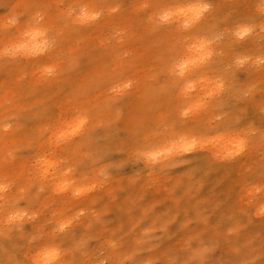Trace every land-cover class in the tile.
Returning a JSON list of instances; mask_svg holds the SVG:
<instances>
[{"label":"bare ground","instance_id":"1","mask_svg":"<svg viewBox=\"0 0 264 264\" xmlns=\"http://www.w3.org/2000/svg\"><path fill=\"white\" fill-rule=\"evenodd\" d=\"M18 1L20 3L17 2V4H15V5L16 6L22 5L21 7H23V8H21L20 10L24 9L23 10L24 12H21V11L20 12L24 13L23 14L24 17L31 14L34 9H39V10L44 9L43 22L40 23V26L42 28L52 30L53 34H55L57 36V45L55 46V48H49L47 51L36 52L33 50V46L34 45H42L45 38L51 39V37H38L36 39H33L31 36L26 35V33L30 30L27 27V24H28L27 21H20L18 25H16L17 24V22H16V24H15L16 26L15 25L13 26L11 23L13 18H10V21H6V19L9 18V16L8 17L4 16L5 19L1 18V21H0V68L5 69V71H6L7 69L3 68V67H5L6 65H11V66L13 65L14 67L13 68L11 67L12 70L10 69V67H9V69L11 71H14V72L10 73V71L8 70L10 74H8V71H6L7 73H5V75H4L5 77L3 79H1V77H0V184L3 185L4 178H7V181H8V184L5 185L6 186L5 190L0 191V264H25V262H31V264H35V261L38 257V253H39L40 249L47 246V245L57 246V247L62 249L64 255H62L60 258V264H73V262H75V264H97V262L99 261V260L97 261V259H96L97 262H95V260H92V259L90 260V258L85 259V257H87V256L83 254V252L81 251L82 249L80 250L81 246L78 247L79 243L76 244V242H78V241H75V239H76L75 237L77 234H75L73 232V231L77 230V232L79 233L78 230L81 229L83 231L84 229H86L87 221L89 219H91V216L85 218L84 221H82L83 219L80 220L79 217H76L77 215H74V214L71 215V214H65L64 213V215H63L62 213H60V209L65 208V210H69L70 208L71 209L76 208L77 210H75V211L80 212L81 210H83L87 213V214L84 213L86 215L94 214L93 212L99 211L100 208H103L108 202L112 201L113 191L112 192H110V191L101 192L99 190H92L93 188H95L94 185L86 186L85 184L82 183V179H80V178H83V177L85 178V175H86L85 173L87 171L89 173V171H92L94 168L87 167L86 165H83L81 162H79L78 163L79 165L77 164V167H79V169L81 171L78 174L71 173L68 169L69 167L62 165V163L60 162L61 161V157H60L61 155L59 156L58 152H61L63 154L62 150L61 151L56 150L57 151L56 155L58 158L56 156L53 157L54 155L51 154L49 151H53L56 149V147H58L60 149L65 150L64 152H67L68 155L70 153L76 154L80 157H82L84 155V154H81V152H79V151H81V149L84 146L88 145L90 142H93V139H92L93 137H91V136L88 137V135H87L88 129L84 128L81 133L77 134L73 138V135L70 131L69 126L73 125L74 122L80 118L78 115H74V113H78L80 111H86L90 115V117L94 118L93 121L108 115L109 112L107 111V108L104 107V105H98L95 107L94 106H88L90 108H87L86 107L87 106L86 100H85L87 98L86 95H88V96L91 95V97H94V95L96 96V94H97V96H99L97 93L99 90L97 91V88H99L98 87L99 82L103 78H107L109 80V82L107 83L108 84L107 86H109V84H111V86H110V88H111V87H113L112 82L115 81V84H116L118 82V81H116V79L119 78L121 75H123V73L125 74L126 73L125 71H129V73L127 72L128 74L133 72L132 77H131V74L129 77L131 79H129L127 76L125 77V75H128L126 73L124 75L123 79L121 81L119 80L120 81L119 83L127 84V82H129V80H131L132 82H134V86L136 85L135 83H137L136 86H138V85L139 86H141V85L146 86V88L144 89L145 90L144 94H143L145 96V99L143 102H141V105L137 111L138 113L137 112H136L137 114L134 113L135 115L132 116V119H130L128 124L130 123L129 125L131 126V131H132V136L130 138L133 140V142H135L134 146L132 145V147H134V154L139 158L138 160H140L141 166L145 171L144 174L147 175L148 178L150 177L149 176L150 174L154 173L156 170H158L164 164L149 163V161L146 158L141 157L140 155H138V153L142 152L144 149H149V150L157 149V150H159V149H162L165 145L171 143V141L166 138L168 135H170L169 133L165 132L164 134H161V135L159 134V136L154 137L155 133L153 131H151V128L154 127L155 125H160L161 120H158L159 122L156 121V119L154 118L156 116L154 115V117H153V114H150L149 111H144V108H143V106L146 104L148 105L149 102L152 103L150 105H154V101H155L154 98L155 97H152V93H153V91L156 90L155 84L160 83V82L162 84L160 86H165V85L171 86V87H166V88L163 87V90L168 89V88H170V89L175 88L176 89L175 91L181 90V91H183L184 94L180 98V101H178L176 103L173 101L172 96H170L172 99V101H170V102L166 99L167 102H163L161 100L160 103H157V106L162 108L160 113L157 112L158 113L157 115H161V117L162 116L165 117V115L170 110V109H166V108H168V106L171 108H174L176 106V108L172 109V110L179 112V114L182 115V118L184 117V111L186 109H189L190 112H191V110H193V112L195 111V113H192V114H194L193 116L188 111L191 117L187 115L188 117L186 116L187 118L185 117L184 118L185 120L178 123L179 128L177 129V131H180L183 134L189 135L190 138H194L197 141V146L192 148L191 151L179 153L178 155L181 158L180 159H172L169 161V163H172L175 161H180L183 158H186L189 153H192L193 155H191V158H190L191 162H193V161L196 162L195 164H197L198 166L204 165V166L211 167L210 165L213 163H212V158H210V157L212 156L213 160H214V158H215L214 156H216V154H217L218 157H220V158L217 157L219 163H217V164L214 163V164H216V166H212V167L213 168L217 167L218 169H220L222 174L224 173V177H226V174L228 176L230 171L233 172L237 169V172H238V169L241 168L243 166V163L247 162L248 160H250V161H252V159L256 160L257 156L254 153H258V150H259L258 147H257L258 150H255L257 143L264 141V40L262 41L260 38H258L259 34L258 33H256L258 35L255 34V29L258 27L264 28V0H249L250 6H248L247 10H245L244 12H240V11H238L239 9H236L237 5L235 4V2H230L229 0H217V3L215 5H212L211 8L209 10H207L198 21L193 20V15L191 12V6L192 5H200V4H209L206 0H175V2L169 4L164 9V11H162V13H159V14L156 13V11H151L152 9L157 8V4L159 1L151 4L152 6L150 5V7L148 8L147 11L143 10L139 6L135 8L133 6V3H130L129 4V7H130L129 13L131 14L130 18H125V16H127V15L124 14V11L118 12L117 14L113 13L112 9L110 10V6L107 5V0H85L86 2L84 4H91L92 5V4L97 3L100 7L104 8L106 10L103 12L104 13L103 16H100L99 18L95 17L92 20H85V21L79 20L78 16H76L72 19L69 15V11L64 7V5L62 7H60L58 5L59 2H64V1L71 2L72 0H18ZM237 1H240V0H237ZM1 4H3V1ZM9 4H11V3L8 2L7 5H9ZM1 6H3V5H1ZM12 6L10 8H13ZM243 9L244 8H242L241 11ZM9 10H11V9H9ZM90 10L91 11H89V12L93 11L92 9H90ZM140 10H141V14L137 16L136 11H140ZM10 12L11 11H9V13ZM165 12L170 13V16H169V19L164 20V22H162L160 17ZM3 15H2V17H3ZM10 17H11V15H10ZM2 19H4V20H2ZM36 23H38V22H35L34 24H36ZM239 25L250 26L252 30L245 37H243V38L238 37L235 35V30H236L237 26H239ZM26 27H27V29H26ZM113 27L116 28V30H114ZM180 27H184V29L180 30ZM114 32H116V33H114ZM118 33H120V34H118ZM75 39H79L80 41H82L83 42L82 46H80L79 48L76 46H73V42H75ZM262 39H263V37H262ZM209 40L212 42L211 48L210 49L205 48L204 50H201V47H200L201 43H203L205 41H209ZM18 45H25V47H19L18 48L17 47ZM207 51L213 52V58L211 59V61H209L208 66H205V65L200 63V60H201V57H203ZM126 53L129 55V57L126 58V60H124L122 55L126 54ZM49 57H51V58L49 60H47L48 63L46 62V64L39 65L40 62L44 63V61L46 59H48ZM74 58L76 60H78V59L79 60H81V59L87 60L89 62V65H88L89 69L87 68L88 70L85 69L86 71H83V70H81L82 69L81 68L80 69L81 71L74 72V71H76L75 66H74V63H76V60L73 61ZM177 59H179L180 62H187V64H188V67L186 68L184 75H181L178 70L177 71L173 70L175 67V64L177 63ZM49 64H51L50 65L51 67H55L56 69H58V71L54 72L51 76H46V75L40 74L39 77H31V72H33L34 69L36 68L35 67L34 69H32L33 71H31L30 69L33 68V66L39 65L38 66L39 68L37 67V69L41 70ZM81 66L85 67L86 65L83 66V64H79V66H77V68L78 67L80 68ZM240 67L243 68L245 71L244 81L241 83H238V84H234V85L229 84L230 81H229V78L227 77V74H231V72H229L230 70H233V69L235 70L236 68H240ZM28 70H30L29 76H27V78L23 79L21 77V75L22 76L28 75ZM38 70H37V72H38ZM40 72L41 71H39V73ZM6 74H8V75H6ZM133 75H134V77H133ZM231 78H232V76H231ZM235 78H236V76H235ZM226 80L228 81V83H227L228 85L226 84V82H227ZM119 83L116 84V87L119 85ZM221 83H223L225 85V90H224L223 95H217V96L213 97L212 93H218L220 91L219 85ZM230 83H233V82H230ZM115 84H113V85H115ZM193 85L199 86L200 89L202 88V91H201L202 93L200 94L198 91H196L197 89L195 90V88H194V90L196 91L195 93H192L191 91L188 92V90H189L188 88L193 86ZM52 86L53 87L56 86L58 88L57 92H53V93L50 92V90H51L50 88ZM60 86H63V87L61 89H59ZM105 87H103L101 89H104ZM138 87H135V88L133 87V89H136V91H138ZM253 89H254L253 94L249 95L250 101H251L250 104L251 105L254 104L255 105L254 107H256V109H251L253 112V120L251 119L252 120L251 122H247L244 120L243 111L236 110L234 108V105L239 103V102L245 101V99L243 100V98L245 97V96L243 97V94L248 92L249 90H253ZM52 90H54V89H52ZM107 90L109 91V87ZM90 91H91V93H90ZM104 91H105V89H104ZM104 91H103V93H104ZM132 91H130V92H132ZM141 91H139V92H141ZM139 92H136L135 94L137 95ZM99 94H100V92H99ZM165 94H166V92L164 91L163 95H165ZM172 94H173V92H172ZM37 96H38V98H41V100H43V99L45 100L44 104L42 106H45L46 108H47V101H48L47 96H50L51 101L49 103V105H50L49 117L45 116L46 108L42 110V108L37 103L34 102V98ZM97 96L95 98H98ZM129 96H131V95H128V97ZM55 98L60 99V100L55 101ZM95 98H89V99L92 100ZM129 98H127V99H129ZM159 98L162 99L161 97H159ZM176 98H178V97H176ZM246 98L249 99L248 97H246ZM123 99H124V97H123ZM69 100L72 101V104L71 103L67 104V102H69ZM39 101L37 100L36 102H39ZM206 101H207V103H206ZM65 103L67 105H65ZM119 103H122V102H119ZM170 103H173V104L170 105ZM126 104H127V101H126ZM198 105H203V107L198 109L197 108ZM68 106H70V107H68ZM126 106H128V105H126ZM132 107H134V106H132ZM132 107H131V109H132ZM213 108L215 110H217L215 112H219V114L222 115V118L218 121H214V120H216L215 119L216 115L214 113ZM120 109H121V107H120ZM125 109H126V107H125ZM255 110H257V112H255ZM47 111H48V109H47ZM127 111H128V109H127ZM111 113H112V111H111ZM122 113H124V110ZM167 117H169V116H167ZM178 117H179V115H178ZM122 118L123 117L120 118L121 121H122ZM216 118H217V116H216ZM186 119H188V120H186ZM96 123H98V121ZM111 124H113V123H111ZM121 124L123 127V123H121ZM175 124H177V123H175ZM108 126L110 127V125H108ZM58 128H60V129H58ZM161 128H162V126H160V129H158V131H161ZM56 129H58V130H56ZM123 130H122V132H123ZM89 131L88 132L90 135H94V133L92 132L93 130L92 131L89 130ZM139 131L141 134L140 140L135 139V137H138L137 133ZM57 132L68 133V137L72 138V142L70 144H63V145L58 146L56 143H54V140H53V138H54L53 136L57 135L58 134ZM125 132H126V130H125ZM252 132L254 134H252ZM240 133L246 134V139L248 141L247 148L245 151H243L242 153H240L236 156H230L229 153L234 151V142L240 138ZM98 134H100V133H98ZM146 134H148V135L146 136ZM124 135L123 136L126 138L127 137L126 134H124ZM118 136H121V135H118ZM123 136H121V137L123 138ZM131 139H130V144L132 141ZM128 140L129 139L127 138V141ZM120 141H121V139H120ZM211 142H214L215 144H213V143L210 144ZM126 143H128V142H126ZM11 146H14L17 150L14 149L15 151H13V148H10ZM124 146H125V144H124ZM122 147H123V145H122ZM128 147L126 148V150L128 149ZM23 149H25L27 151V154L25 153L26 154L25 156L20 154L21 150H23ZM123 149H124V147H123ZM111 150H113V149H111ZM126 150L124 152H126ZM47 152H49V153H47ZM131 152H133V151H131ZM131 152L128 153V155H131ZM263 152H264V150H263ZM54 153H55V151H54ZM12 154L15 155L14 158H12V156H10ZM260 156L261 155L258 156L259 160H257L256 163H254L255 164L254 171H251L249 173L246 172L247 174H250V175L238 174L237 179H235L236 177H234L235 180L231 178L232 182L226 183V184H230L229 187L231 188V190H233L234 193H235V191H237V188L241 189L242 187H244L245 184L252 177H254L256 175V173L258 175H261L262 172H264V155L262 154L261 158H260ZM59 157H60V160H59ZM189 157H190V155H189ZM44 160H47L50 162H55L57 165H62V166H57L55 168H52L51 171L47 174V176H45V173H44L45 165L43 163ZM133 161H134V159H133ZM214 161H217V160H214ZM179 164H181V163H179ZM192 164H194V163H192ZM185 165H187V164H185ZM141 166H140V168H141ZM249 166H251V164ZM244 167L242 169H244ZM208 169H210V168H208ZM198 170H201V169H198ZM248 170H252V169H248ZM210 171H211V169H210ZM158 172H160V171H158ZM201 173H202V171H200L199 174H201ZM215 173L216 172H214V174ZM93 175H95V174H93ZM138 175H140V174H138ZM142 175H143V172H142ZM145 175H143V176H145ZM156 175H158V174H156ZM201 175H203V174H201ZM206 175L208 176V174H206ZM143 176H142V178H143ZM220 176H222V175H220ZM220 176L218 174V177H220ZM151 177L154 178V176H151ZM151 177H150V179H151ZM157 177L159 178V176H157ZM162 177H164V176H162ZM182 178H183L182 180L184 182L185 177H182ZM195 178H196V176H195ZM137 179H139V178H137ZM155 179H156V177L154 178V181H155ZM173 179H174V177H172L171 180H173ZM191 179H193V178H191ZM205 179H204V182H205ZM242 179H245L246 181H242ZM65 181L67 182V185H68L67 187H64ZM135 181L138 182V180H136V179H135ZM144 181L146 182V180H144ZM144 181H142V183ZM160 181H162V180H160ZM167 181H169V180H166V182ZM210 181H211V179H210ZM229 181H231V180H229ZM139 182L140 183H138V184L141 185V181H139ZM146 183H148V182H146ZM150 183H152V182L150 181ZM160 183H161V188H162L161 193H164L167 190L168 185L170 183L166 184L165 181L164 182L162 181ZM194 184H195V182H194ZM95 185H96V183H95ZM134 185H133V187H136V185L135 186ZM147 185H146V187H144V190L148 189ZM210 185H211V183H210ZM107 187H109V186H107ZM141 187H143V185ZM156 187H158V186L155 185V188ZM176 187H175V189H176ZM179 187H181V185H179ZM183 187H184V184H183L182 188ZM97 188H100V187H97ZM130 189H131V187H130ZM152 189H154V186ZM218 189L217 190L220 192L223 190V189L220 190V188H218ZM78 190H79V194H77ZM116 190H118V189H116ZM199 190H201V189H199ZM206 190L209 191L208 189H206ZM133 191L138 192V190L137 191L133 190ZM114 192H115V190H114ZM222 192H224V191H222ZM174 193H176V192L174 191ZM198 193H196V195ZM209 193L210 192L207 193L208 197H209ZM228 193L229 192H227V195H229ZM224 194H225V192H224ZM143 195H145V194H143ZM213 195H214V193H213ZM205 196H206V194H205ZM149 197L151 198L150 194H149ZM211 197H212V195H211ZM211 197H209V198H211ZM214 197H217V196L214 195ZM119 199L120 198L118 197V201H119ZM154 199H155V197H154ZM211 199H213V198H211ZM226 199H221V200H226ZM259 199H260V196H259ZM181 200L183 201V199H181ZM191 200H193V199H191ZM49 201H52V203L53 202L56 203L57 206L55 205L56 207L55 208L53 207V209H51L52 205H50L51 202H49ZM163 201L165 202V200H163ZM168 201H170V200H168ZM120 202H119V204H121ZM125 202L127 203V201H125ZM206 202L204 201V203H206ZM112 203L115 204V202H113V201H112ZM112 203H111V208H114V207H112L113 206ZM160 203H162V202H160ZM168 203H170V202H168ZM209 203H212V202L209 201ZM48 204L51 207H48L47 206ZM208 204H206V205H208ZM220 204H218V205H220ZM223 204L225 205V203H223ZM230 204H232V203H230ZM257 204H258V201L255 202L256 208H257ZM13 205H18V207H13ZM183 205H184V203H183ZM209 205H211V204H209ZM209 205H208V211H209ZM232 205H230V206L232 207ZM136 206H139V205H136ZM214 206H215V204H214ZM236 206H237V204H236ZM47 207L49 209V214H47L48 213V209H47V213H42V214L38 213L34 216V214L37 213L39 210L40 211L45 210ZM219 207L220 206H218V208ZM231 207L229 208V210L231 209ZM237 207H235V208L237 209ZM111 208H108V209H111ZM215 208H217V207H215ZM240 208H241V206H240ZM242 208H244V207L242 206ZM74 209H72V210H74ZM189 209L190 208H188V210ZM244 209H242V210L244 211ZM229 210H228V213H229ZM237 210H235V211L237 212ZM256 210H259V209L257 208ZM75 211H73V212H75ZM121 211L122 210H119L116 212L118 213ZM215 211L216 210H214V212H213L214 214H215ZM112 212H113V210H112ZM139 212H140V210H139ZM191 212H192V210H191ZM220 212L223 213V211L219 210V213ZM14 213H21V215H19L12 223H9L8 217ZM75 213L77 214V212H75ZM117 213H116V215H117ZM122 213L125 214L124 212H122ZM122 213H120V214H122ZM178 213H179V211H178ZM208 213H210V212H208ZM246 213H248V212H246ZM246 213H243V214L246 215ZM137 214H135V215H137ZM225 214H223V215H225ZM54 215H56V216H54ZM113 215H115V214H113ZM82 216H84V215L82 214ZM182 216H184V215H182ZM234 216H236V215H234ZM34 217H35V219H33ZM101 217H102V214H101ZM189 217H191V216H189ZM239 217L240 216H238V218ZM93 218H95V217H93ZM103 218L107 219V217H103ZM111 218L113 219V217H111ZM114 218H115V216H114ZM117 218H118V216H117ZM152 218H153V216H152ZM221 218L222 217H220V221L224 217L222 219ZM240 218H242V217H240ZM178 219L179 218H177V220ZM224 219H226V218H224ZM126 220H127V218H126ZM142 220L144 222V219H142ZM215 220H216V217H215ZM116 221H117V219H116ZM120 221H123V220H120ZM222 221L223 222L227 221V219L222 220ZM95 222H97V221H95ZM242 222H246V219H245V221H242ZM250 222H251V220H250ZM260 222H262V223H260ZM260 222H259V224L264 225V218ZM61 223H65L67 225V227L70 226L72 228V230L70 229L71 231H66L67 230L66 229L64 231H59L58 226ZM149 223H150V221H149ZM184 223H186V222H184ZM213 223H214V221H213ZM24 224H27V225H24ZM111 224H114V223H111ZM122 224H123V222H122ZM231 224H233V223H231ZM246 224H249V221H248V223L246 222ZM116 225H117V223L115 224V226ZM128 225H129V223H128ZM165 225H167V223ZM194 225H195V223H194ZM201 225H204V224H201ZM91 226H92V224H91ZM93 226H94V223H93ZM95 226H96V223H95ZM142 226H140V228ZM205 226H206V223H205ZM208 226L205 228L207 229ZM218 226H220V224ZM232 226H234V225H232ZM129 227H130V225H129ZM135 227H138V226H135ZM135 227H133V229ZM215 227H213L212 229L216 230ZM260 227H263V226L260 225ZM89 228L90 227H88L87 229H89ZM140 228L138 227V229H140ZM146 228H147V226H145V229ZM258 228H259V226H258ZM91 229H92V227H91ZM209 229L210 228H208V230ZM212 229H211V232H212ZM176 230H177V228H176ZM182 230L183 229H180V232H182ZM208 230H206V231H208ZM88 231H91V230H88ZM96 231L99 232V230H96ZM102 231H101V233H102ZM174 231H175V229H174ZM206 231H204V232H206ZM219 231L221 232V230H219ZM257 231H258V229H257ZM93 232H94V230L92 231V233ZM175 232H177V231H175ZM185 232H189V231H185ZM220 232L219 233L217 232V233L220 234ZM99 233H97V234H99ZM169 233H170V231H169ZM245 233H246V231H245ZM103 234H104L103 236H101V234H100L101 243L108 245L109 246L108 249L111 251L112 249H114V247H113L114 243L112 242V241H114V240H112V238H114V236L113 237L111 236L113 233H108V234L103 233ZM174 234L176 235L177 233H174ZM179 234H178V236H179ZM213 234H211V236ZM41 235L44 237V239L39 245H37V243L34 241V237H39ZM79 235L80 234H78V236ZM131 235H133V234H131ZM206 235H207V233H206ZM122 236H123V234H122ZM135 236H133V238ZM185 236H186V234H185ZM193 236L194 235H192V237ZM208 236H210V234ZM126 237H128V236H126ZM129 237L131 238V236H129ZM138 237H139V234L137 236V239H138ZM140 237H141V235H140ZM142 237H143V235H142ZM173 237H175V236H173ZM215 237H216V234H215ZM245 237H247V236H245ZM114 239H116V238H114ZM121 239H123V238H121ZM218 239H219V237H218ZM222 239H223V237H222ZM134 240H136V239H134ZM134 240H132V241L134 242ZM139 240H140V238H139ZM230 240H231V238H230ZM242 240L243 239H241V241ZM137 241L134 243H137ZM179 241H181V240H179ZM224 241L225 240L223 239V244H226V242L224 243ZM244 241H245V239L243 240V242ZM253 241H256V239ZM29 242H32V244H31V246L29 245L30 246L29 249L28 248L26 249ZM122 242L124 244V241H122ZM133 242L131 245L132 247L134 245ZM221 242H219V243H221ZM231 242H232V240H231ZM181 243H183V242H181ZM92 244H93V242H92ZM144 244H146V243H144ZM255 244H253V245H255ZM258 244H259V242H258ZM135 245H138V244H135ZM199 245H201V244L199 243ZM203 245H205V244H203ZM120 246L121 245H119V247ZM247 246H249V245H247ZM256 246H258V245H256ZM85 247H86V245H85ZM85 247L83 249H88L89 246L87 248H85ZM119 247H116V249ZM221 247H223V246H221ZM230 247H232V246H230ZM104 248L106 249L107 246ZM165 248H167V247H165ZM89 249H90V247H89ZM105 249H103V250H105ZM123 249H125V247ZM123 249H122V252L124 254V251L126 249L125 250H123ZM131 249L132 248H130V250ZM254 249H255V246H254ZM169 250H171V248L168 249V251ZM252 250H253V248H252ZM89 251L87 253H89ZM120 251H121V249H120ZM165 251H166L165 253L167 255V250H165ZM126 253H125V255H126ZM163 254H164V252H163ZM171 255H172V253H171ZM151 256H154V255H151ZM110 257H111V255H110ZM117 257H118V255H117ZM126 257H127V255H126ZM157 257L160 258L159 256H157ZM93 258H94V256H93ZM98 259H100V258H98ZM123 259L124 258H122V260ZM120 260H121V258H120ZM120 260L114 259L113 261H110L108 264H119L121 262ZM167 260H169V259H167ZM224 262H225V260H224ZM99 263H101V262H99ZM165 263L167 264L168 261H166Z\"/></svg>","mask_w":264,"mask_h":264},{"label":"rangeland","instance_id":"2","mask_svg":"<svg viewBox=\"0 0 264 264\" xmlns=\"http://www.w3.org/2000/svg\"><path fill=\"white\" fill-rule=\"evenodd\" d=\"M2 1H3V4H1ZM157 1H159L158 4H157V8L152 9L151 11H156V13H158V14L159 13H162V11H164V9L169 4L175 2V0H107V5L110 6V10L112 9V12L113 13L117 14L118 12L124 11V14L127 15V16H125V18H130V16H131V14L129 13V10H130L129 4L130 3H133V6L135 8L139 6L143 10L147 11L148 8L150 7V5L153 4V3H156ZM206 1L211 6L212 5H215L217 3V0H206ZM229 1L230 2H235V4L237 5L236 9H239L238 11H240V12H244L245 10H247V7L250 6V3H249L250 1L249 0H243V1L242 0H240V1H237V0H229ZM8 2H10L11 4L7 5ZM17 2L20 3L18 0L17 1L16 0H9V1L8 0L7 1L6 0L5 1L4 0H0V21H1V18H4L5 19V17H8L9 16V18H7L6 21H10V18H13L12 19V22H11L13 26L16 24V22H17L16 25H18L20 21H27L28 22L27 27H28V25H29L30 22H32L33 24L35 22H38V23H42L43 22V12H44V9H40V10L39 9H34L31 14L27 15L26 17H24V15H23L24 13H21V12H24L23 11L24 9L20 10L23 7H21L22 5H19V6L17 5L16 6L15 4H17ZM85 2H86L85 0H72L71 2H67V1L59 2L58 5L60 7H62L64 5V7L69 11V15H70V13H72L74 11V7L73 6H85L86 5V6L89 7V11H91L90 9H92L93 10L92 12H95L96 13V16L95 17H97V18H99L100 16H103V14H104L103 12L106 11L104 8L100 7L97 3L91 5V4H84ZM1 5H3V6H1ZM10 5L11 6L13 5L12 6L13 8H10L11 7ZM242 8H244V9L241 11ZM9 9H11V10H9ZM8 10L11 11V12L9 13ZM141 10L140 11H136L137 12L136 13L137 16L141 14ZM2 15H3V17H2ZM10 15H11V17H10ZM78 15H79V13L77 12L76 15H73V16H70V17L73 19L74 17H76ZM4 19H2V20H4ZM162 22H164V20H162ZM27 27H26V29H27ZM113 29L116 30V28H114V27H113ZM182 29H184V27H180V30H182ZM114 33H116V32H114ZM256 33H258L260 36L258 34H256ZM118 34H120V33H118ZM255 34L258 35V38H260L262 41L264 40V28H260V27L256 28L255 29ZM262 37H263V39H262ZM45 39H47V38H45ZM82 44H83V42L80 41L79 39H75V42H73V46H76L78 48L80 46H82ZM122 57H123L124 60H126V58H128L129 55L126 53V54H123ZM50 58L51 57H49L48 59H46L44 61V63L43 62H40L39 65L46 64V62L48 63L47 60H49ZM75 60L76 59L74 58L73 61H75ZM79 64H83V66H85V65L86 66L85 67H82L81 66L80 68L79 67L77 68V66H79ZM50 65L51 64L47 65L46 67H49ZM88 65H89V62L87 60H85V59L84 60H82V59L79 60L78 59V60H76V63H74V66H75V69H76V71H74V72H79L81 70L86 71V70L89 69V66ZM38 66L35 65V66H33V68L30 69L31 71H33L32 69H34L36 67L34 69V71L31 72V77H39L40 76L41 72L39 73L40 70L37 69ZM9 67L12 70V68L14 66L13 65L12 66L11 65H6L3 68H6L7 69L6 71L9 70L10 73H13L14 71H11L9 69ZM30 70H28V75H23V76L21 75V77L23 79L27 78V76H29V73H30L29 71ZM37 70H38V72H37ZM6 71H5V69L0 68V77H1V79H3L5 77L4 75H5V73H7ZM9 71H8V74H10ZM125 72L126 73L127 72L129 73V71H125ZM229 72H231L232 75L231 74H227V77L229 78V81L230 82H233V83H230L229 82V84L234 85V84H238V83H241V82L244 81V79H245V71H244L243 68H241V67L240 68H236L235 70L233 69V70H230ZM8 74H6V75H8ZM125 74L123 73L122 76L124 77ZM130 74H131V77H132L133 72L130 73ZM130 74L125 75V77L127 76L129 78L130 77ZM231 76H232V78H231ZM235 76H236V78H235ZM133 77H134V75H133ZM129 79H131V78H129ZM119 80L121 81V79H119V78L116 79V81H118L117 83L120 82ZM129 81H131V80H129ZM112 83L115 84V81L112 82ZM132 83L134 85V82H132ZM227 83H228V81L226 82V84ZM113 84H112L113 87H111V88H110L111 84H109V86H107L108 85L107 84L106 87L104 88L105 91H104V89H101L103 87L98 86L99 88H97V91L98 90L99 91L97 93H98L99 96H97V94H96V96L98 98H95L96 97L95 95H94V97H91L90 94H89L90 96L86 95L87 98L85 100H86V105H87L86 107L87 108H90L88 106H94L95 107V106H98V105H104V107L107 108V111L109 113H108L107 116H104L102 118L96 119L94 121H93L94 118L93 117H90L89 114L86 117V119L88 121L87 126H86V128L88 129L87 130V135H88V137H90V136L93 137L92 139H93V142L94 143L93 142H90L88 145L84 146L81 149V151H79V152H81V154H84L82 156L83 158L80 157V156H78V155H76V154H71L70 152H69L70 154L68 155L67 152H64L65 150L60 149L58 147H56V149L53 150V151H49L51 154L54 155V156L52 155L53 157H55V156L57 157V155H56L57 154V151L56 150H58V151H61L62 150L63 154L61 152H58L59 153V156L61 155L60 156L61 157V161L60 162L62 163V165H65V166L69 167L68 169H69V171L71 173L78 174L81 171L79 169V167H77V164L79 162H81L83 165H86L87 167L94 168L92 171H89V173H88V171L85 173L86 174L85 175V178L84 177L83 178H80V179H82V183L85 184L86 186L94 185V187L96 189L93 188L92 190H99L101 192H106V191L112 192L113 191V199H112V201L115 202V204L112 203V201H110L103 208H100L99 211L93 212L94 214H91V215L90 214L86 215L87 213L85 211H83V210H81L83 213L81 211L80 212L75 211V210H77L76 208L75 209L72 208L74 210H72L71 208L69 210H65V208H61L58 205L61 208V209L59 208L60 209V213H62L63 215H64V213L65 214H71V215L74 214V215H77L76 217H79L80 220L83 219L82 221H84L85 218L91 216V219H89L87 221L86 229H84L83 231L81 229L78 230L79 233L77 232V230L76 231H73L75 234H77L76 237H75L76 238L75 241H78V242H76V244L77 243L80 244V245L78 244V247L81 246L82 248L80 247V250L82 249L81 251L83 252V254L87 256V257H85V259L86 258H90V260L91 259L92 260H95V262H97L99 260L97 262V264L99 262H101L99 264H108L110 261H113L114 259L120 260V258H121L120 261H122V258L125 259L126 255H127V257H129L133 252H135L136 255H137V259H139L138 260V264H148L149 261L156 262V264H164L166 261H168L167 264H171L172 261L178 260V259L180 261V264H185V262L188 261V260H191V259H194V258H198L195 254L201 248H203V247L205 248L206 247L208 249V255L206 257H204V259H207L208 262H209V264H222V263L223 264H228V262L230 260L231 261H232V259L235 260L237 258L236 255H235V253H234V250L235 249H240L241 250V253H242L241 254V258L250 260V261L253 262V264H264V229H263L264 228V225L259 224V222L262 221L263 218H264V217H262L259 214L260 208L261 207H264V191H258L262 186H264V180L261 179V175H258L256 173V175L254 177H252L245 184L244 187H242L241 189H238L237 188V191H235V193L229 187L230 184H226L228 182L231 183L232 182V179H234V177H236L235 179H237V175L238 174L250 175V174H247L246 172L249 173L251 171H254V166H255L254 163H256V161L259 160V157L258 156L261 155L260 156V158H261L262 157V154L264 155V152H263V150H264V146H263L264 145V141L257 143V146H256V149L255 150H258V148H259V150H258V153H254L257 156L256 160H254V159H252V161L248 160L247 162L243 163V166L238 169V172H237V169L235 171H233V172L230 171L229 174H228V176L226 174V177H224V173L222 174V172H221L220 169H218L217 167L216 168L215 167L214 168L212 167V166H216V164L219 163V161L217 159V157H218L217 154H216V156H214L215 157L214 160H217V161H214L212 156L210 157V158H212V163L213 164H211L210 165L211 167H209V166H204V165L203 166L202 165L201 166L200 165L198 166L197 164H195L196 162H194V161L191 162V159L190 158H191V155H193V154L192 153H189L186 158H183L180 161H175V162H172V163L164 164L163 166H161L158 170H156L154 172L155 174L154 173L150 174L149 175L150 177L151 176H154V178L156 177V179L154 181V178L153 177H151V179H150V177L148 178V176L144 174L145 171H144V169L141 166L140 160H138L139 158L134 154V147H132V145L134 146V143L135 142H133V140L130 138L132 136V131H131V126L129 125L130 123L128 124V122L130 121V119H132V116L135 115L134 113H136L138 111V109H139V107L141 105V102H143L144 99H145V96L143 94H144V91H145L144 89L146 88V86L145 85H141V86L138 85L140 87L139 88L138 86H136L137 83H135L136 85L133 86V87L134 88L135 87H138V91H136V89H133L132 88V90H133V91L131 90L132 92H118V93L115 92L114 93L113 92V89L119 88V86H121L123 83L122 84L119 83V85L117 87H116V84L115 85H113ZM155 85H156V90L153 91L152 97H155L154 99H155V101L156 100L157 101L156 102L154 101V105H150L152 103L149 102V104L148 105L147 104L144 105L143 108H144V111H149L150 114H153V117L155 115L156 117H154V118L156 119V121H158V120H161V118L163 116L161 117V115H157L158 114L157 112L160 113L161 110H162L161 107L157 106V103H160L161 100L163 102H167V100L170 102V101H172V99L176 103V102L180 101V98L183 96L184 93L181 90L180 91H175L176 90L175 88H171V89L168 88L169 90L168 89H164L163 90V87L166 88V87H171V86H169V85L168 86H166V85L165 86H160V85H162L161 82L160 83H157ZM62 87L63 86H60L59 89H61ZM108 87H109V91L107 90ZM194 88H195V90L197 89L196 91H198L200 94L202 93L201 92L202 91V88L200 89V87L197 86V85H193V86H191V87L188 88L189 90L188 89L187 90H188V92L191 91L192 93H195L196 91L194 90ZM50 89H51L50 90L51 93L57 92V90H58V88L56 86H54V87L52 86ZM52 89H54V90H52ZM91 91H90V93H91ZM103 91H104V93H103ZM139 91H141V92H139ZM164 91L166 92L165 95H163L164 94ZM99 92H100V94H99ZM136 92H139L138 93L139 95L138 94L136 95L135 94ZM172 92H173V94H172ZM128 95H131V96H129L130 98L128 97ZM163 96L164 97L166 96V97L164 98ZM170 96H172V99H171ZM123 97H124V99H123ZM159 97H161L162 99H160ZM176 97H178V98H176ZM243 97H244L243 100L245 99V101L239 102V103L235 104L234 105V108L236 110L243 111L244 120L247 121V122H251L253 120V112H252L251 109H256V107H254L255 106L254 104H252V105L250 104L251 101H250V96L249 95H245V93H244L243 94ZM246 97H248L249 99H247ZM35 98H34V102L37 103L42 108V110L45 109L46 107L45 106H42L44 104V101L45 100L44 99L41 100V98H38V96L35 97ZM47 98H48L47 99L48 101H47V108H46V111H45L46 112L45 113V116L46 117H49V115H50V105H49V103H50L51 99H50V96H47ZM89 98H95L96 100L95 99H92L91 100ZM127 98H129V99H127ZM118 99L120 100L119 102H122V103H119V102L117 103L116 101ZM164 99L165 100L167 99V100L165 101ZM37 100L38 101L40 100V101L39 102H36ZM58 100H60V99H56L55 98V101H58ZM126 101H127V104H126ZM68 103H71L72 104V101L69 100V102H67V104ZM173 103H170V105H172ZM206 103H207V101H206ZM67 104L65 103V105H67ZM126 105H128V106H126ZM132 106H134V107H132ZM68 107H70V106H68ZM120 107H121L122 110L120 109ZM125 107H126V109H125ZM131 107H132V109H131ZM175 108H176V106L174 108H171V107L168 106V108H166V109H170V110L168 111V113L165 116H169L168 118L170 119V120L168 119V126L171 127L173 125V123L174 124L177 123L175 125L177 126V129H178L179 128V124L178 123H180L183 120H185L184 119L185 116L182 118V115H180L179 112H176V111H173L172 110V109H175ZM47 109H48V111H47ZM127 109H128V111H127ZM123 110H124V113H122ZM187 110L189 111V109H187ZM213 110H214L215 115L218 118L217 119L216 116H215V119L216 120H214V121L220 120L222 118V115L219 114V112H215L217 110H215L214 108H213ZM111 111H112V113H111ZM189 112H188V116H190V114H192V113H195V111L193 112V110H191L190 114H189ZM255 112H257V110H255ZM178 115H179V117H178ZM193 115L194 114H192V116ZM121 117L124 118V119L122 118V121L120 119ZM117 119L118 120L120 119V120L118 121ZM186 120H188V119H186ZM97 121H98V123H96ZM111 123H113V124H111ZM121 123H123V127H122V124ZM108 125H110V127ZM160 126H161V124L160 125H155L154 127L151 128V131H153L155 133L154 137L159 136V134L161 135V134H164L165 133V130H164L163 127L161 128V131H158V129H160ZM58 129H60V128H58ZM58 129H56V130H58ZM89 130H91V131L93 130L92 132L94 133V135H90L89 134V132H90ZM122 130H123V132H122ZM125 130H126V132H125ZM253 132H252V134L255 133V132L254 133ZM57 133L59 134V132H57ZM98 133H100V134H98ZM122 134L123 135L126 134L127 137L125 138L124 137L125 135L123 136ZM57 135H55V136H57ZM118 135L123 136V138L121 136H118ZM147 135L148 134H146V136ZM55 136H53V137H55ZM140 137H141V134H140V131H139L138 132V137H135V139L140 140ZM127 138L129 139L128 141H127ZM120 139H121V141H120ZM130 139L132 140L131 141V144H130ZM126 142H128V143H126ZM212 143L215 144L214 142H211L210 144H212ZM124 144H125V146H124ZM122 145H123V147H124L125 150L129 146L128 149L126 150V152H124L125 150L123 149ZM10 148H13V151H15L14 149H16L14 146H11ZM111 149H113V150H111ZM54 151H55V153H54ZM131 151H133V152H131ZM49 152H47V153H49ZM130 152H131V155H128V153H130ZM25 153L27 154V151L25 149H23V150H21V153L20 154L25 156L26 155ZM94 153H99V157L98 158L99 159H103V163H100V164L95 163L94 159L92 158V154H94ZM189 155H190V157H189ZM10 156H12V158L15 157L14 154H12ZM60 157H59V160H60ZM218 158H220V157H218ZM133 159H134V161H133ZM179 163H181V164H179ZM192 163H194V164H192ZM214 163H216V164H214ZM185 164H187V165H185ZM250 164H251V166H249ZM140 166H141V168H140ZM243 167H244L245 170L242 169ZM208 168H210L212 172ZM247 168L248 169H252V170H248ZM101 169H106V171L103 172V174H102L101 173ZM198 169H201V170H198ZM158 171H160V172H158ZM200 171H202L201 174H203L204 176L201 175V174H199ZM142 172H143V175H145L146 177L142 175ZM214 172H216V173L214 174ZM93 174H95V175H93ZM138 174H140V175H138ZM156 174H158V175H156ZM206 174H208V176ZM218 174H219V176L220 175H222V176L218 177ZM142 176H143V178H142ZM157 176H159V178ZM162 176H164L165 178L162 177ZM195 176H196V178H195ZM172 177H174L173 180H171ZM182 177H185L187 180L184 178L185 181L183 182V180H182L183 178ZM137 178H139V179H137ZM191 178H193V179H191ZM135 179L138 180V182L135 181ZM159 179L162 180L163 182L165 181L166 184H169L170 183L168 185L167 190L164 193H161V191H162L161 189L162 188H161V183L160 182H162V181H160ZM204 179H205V182H204ZM210 179H211V181H210ZM144 180H146V182H148V183H146ZM166 180H169V181L166 182ZM229 180H231V181H229ZM139 181H141V185L138 184V183H140ZM142 181H144L145 183L143 182L144 183L143 184ZM150 181L152 183H150ZM242 181H246V180L245 179H242ZM94 182L96 183V185H95ZM194 182H195V184H194ZM210 183H211V185H210ZM6 184H8V181H7V178H4L3 185H6ZM134 184L136 185V187H133ZM183 184H184V187L182 188ZM142 185H143V187H141ZM146 185H147L148 189L147 190H144V187H146ZM155 185H157L158 187L155 188ZM179 185H181V187H179ZM107 186H109V187H107ZM153 186H154V189H152ZM97 187H100V188H97ZM130 187H131L132 190L130 189ZM175 187H176L177 190L175 189ZM135 188L138 190V192H134L133 191V190L137 191ZM218 188H220V190L223 189L222 191H224L225 194L222 191L221 192L218 191L219 190ZM116 189H118V190H116ZM199 189H201V190H199ZM206 189H208L209 191H207ZM114 190H115V192H114ZM178 190L179 191L181 190V191L179 192ZM174 191L176 193H174ZM208 192H210L209 193V197H211V195H212L211 198H213V199H211V198H209L207 196L208 195L207 194ZM227 192H229L228 193L229 195H227ZM196 193H198V194L196 195ZM213 193L217 197H214ZM143 194H145V195H143ZM149 194H150L151 198L149 197ZM205 194H206V196H205ZM259 196H260V199H259ZM118 197L120 198L119 201H118ZM154 197H155V199H154ZM220 198L221 199H226L227 198V199L226 200H221ZM167 199L170 200V201H168ZM181 199H183L184 202ZM191 199H193V200H191ZM163 200H165V202ZM125 201H127V203ZM204 201L205 202L207 201V202L204 203ZM209 201L212 202V203H209ZM256 201H258L257 208L259 210H256L257 209L256 206H255V202ZM49 202H51V204L50 203L49 204L52 205V207L49 204L47 206L48 207H51V209H53V207L55 208L57 206L56 203H54V202L52 203V201H49ZM119 202L121 204H119ZM160 202H162V203H160ZM168 202H170V203H168ZM222 202L225 203V205ZM111 203L113 205L112 207H114L115 209L114 208H111ZM183 203H184V205H183ZM208 203L211 204V205H209ZM230 203H232L233 205L230 204ZM135 204L136 205H139V206H136ZM206 204L209 205V211H208V205H206ZM214 204H215V206H214ZM218 204H220V205H218ZM229 204L232 205V207ZM236 204H237L238 207L236 206ZM218 206H220V207L218 208ZM240 206H241V208H240ZM242 206L245 209L242 208ZM48 207L45 210H41V211L39 210L37 213L34 214V216L36 214H38V213H40V214L47 213ZM215 207H217V208H215ZM230 207H231V209L233 211L231 209H230L231 211L229 210ZM235 207H237L238 210ZM108 208H111V209H108ZM188 208H190V209L188 210ZM242 209H244V211ZM112 210H113V212H112ZM119 210H122V211L117 213L116 211H119ZM139 210H140L141 213L139 212ZM191 210H192V212H191ZM214 210H216L215 211V214L213 213ZM219 210L220 211H223V213L222 212L219 213ZM228 210H229V213H228ZM235 210H237V212ZM73 211L77 212V214L75 212H73ZM178 211H179V213H178ZM115 212L117 213V215H116ZM122 212H124L126 215L123 214ZM208 212H210V213H208ZM246 212H248L249 214L246 213ZM81 213L84 216H82ZM84 213H86V214H84ZM120 213H122V214H120ZM134 213L135 214L138 213V214L135 215ZM243 213H246V215L243 214ZM47 214H49V209H48V213ZM101 214H102V217H101ZM113 214H115V215H113ZM150 214L153 216V218H152V216ZM223 214H225V215H223ZM182 215H184V216H182ZM234 215H236V216H234ZM54 216H56V215H54ZM114 216H115V218H114ZM117 216H118V218H117ZM189 216H191V217H189ZM238 216H240L242 218H240V217L238 218ZM93 217H95V218H93ZM103 217H107V219L106 218H103ZM111 217H113V219ZM215 217H216V220H215ZM220 217L226 218L227 221H224L223 222L222 220H226L224 218L223 219L221 218L222 220L220 221ZM126 218H127V220H126ZM177 218H179V219L177 220ZM33 219H35V217ZM116 219H117V221H116ZM142 219H144V222H143ZM245 219H246V222L247 223L249 221V224H246V222H242V221H245ZM120 220H123V221H120ZM250 220H251V222H250ZM95 221H97L98 223L95 222ZM149 221H150V223H149ZM213 221H214L215 224L213 223ZM115 222L117 223L116 226H115V224H116ZM122 222H123V224H122ZM165 222L167 223V225H165L166 224ZM184 222H186V223H184ZM93 223H94V226H93ZM95 223H96V226L97 227L95 226ZM111 223H114V224H111ZM128 223H129L130 227H129ZM194 223H195L196 226L194 225ZM205 223H206V226H205ZM231 223H233V224H231ZM260 223H262V222H260ZM91 224H92V226H91ZM201 224H204V225H201ZM219 224H220V226H218ZM24 225H27V224H24ZM134 225L135 226H138L139 228H140V226L143 225L142 226L143 228L141 227L140 229H138V227H135ZM232 225H234V226H232ZM260 225L263 226V227H260ZM145 226H147L146 229H145ZM207 226H208V228H210L209 230H208V228L207 229L205 228ZM258 226H259V228H258ZM88 227H90V228L87 229ZM91 227H92V229H91ZM133 227H135L134 228L135 230L133 229ZM213 227H215L216 230L215 229H212ZM176 228H177V230H176ZM204 228L206 230H208V231H206ZM66 229H67L66 231H71L72 230V228L70 226H68ZM174 229L177 232H175ZM180 229H183L184 231L182 230V232H180ZM211 229H212V232H211ZM231 229H236V231H231ZM257 229H258V231H257ZM88 230H91V231H88ZM93 230H94V232L92 233ZM96 230H99L100 233L98 231H96ZM100 230L101 231L103 230L104 232L102 231V233H101ZM118 230L119 231L121 230L120 231L121 233ZM219 230H221V232ZM169 231H170V233H169ZM185 231H189V232H185ZM204 231H206V232H204ZM245 231H246V233H245ZM96 232L99 233V234H97ZM217 232L218 233L220 232V234H218ZM103 233H106V234L113 233L111 236L112 237L114 236V238H116V239H114L112 237L111 238H112V240H114L112 242L115 244L114 249L116 251L114 249H112L110 251L108 249L109 248L108 245H105V244L101 243V240L100 239H101V236L104 235ZM174 233H177V234L175 235ZM206 233H207V235H206ZM78 234H80V235L78 236ZM100 234H101V236H100ZM122 234H123V236H122ZM131 234H133V235H131ZM138 234H139V237L137 239ZM178 234H179V236H178ZM185 234H186V236H185ZM209 234H210V236H208ZM211 234H213V235L211 236ZM215 234H216V237H215ZM140 235H141V237H140ZM142 235H143V237H142ZM172 235L175 236V237H173ZM192 235L199 236L200 239L196 240L195 241L196 243L194 242L195 243V247H193L192 250L189 251V243L192 240ZM126 236H128V237H126ZM129 236H131V238ZM133 236H135V237L133 238ZM245 236H247V237H245ZM218 237H219V239H218ZM222 237L225 240L224 243L226 242V244H223ZM121 238H123V239H121ZM139 238H140V240H139ZM230 238H231L232 242H231ZM134 239H136V240H134ZM241 239H243V240L245 239V241L243 242V240L241 241ZM255 239H256V241H253ZM132 240H134V242H136L137 240L138 241H137V243H134ZM179 240H181V241H179ZM122 241H124V244H123ZM92 242H93V244H92ZM132 242L134 243L133 247L131 246L132 245ZM181 242H183V243H181ZM198 242L201 245H199ZM219 242H221V243H219ZM258 242H259V244H258ZM144 243H146V244H144ZM252 243L253 244L256 243V244L253 245ZM31 244H32V242H29V244L27 245L26 249L27 248L29 249V247L31 246ZM135 244H138V245H135ZM203 244H205V245H203ZM246 244L249 245V246H247ZM85 245H86V247H85ZM119 245H121V246L119 247ZM256 245H258V246H256ZM88 246L90 247V249H89ZM106 246H107V248L105 249L104 247H106ZM221 246H223V247H221ZM230 246H232V247H230ZM254 246H255V249H254ZM84 247L85 248L88 247V249H83ZM116 247H119V248L116 249ZM124 247H125L126 250L123 249ZM165 247H167L168 249L171 248V250L168 251V249L165 248ZM130 248H132V249L130 250ZM252 248H253V250H252ZM103 249H105V250H103ZM120 249H121V251H120ZM122 249L125 250L124 251V254L122 252ZM165 250H167V255L165 253L166 252ZM88 251H89L90 254L87 253ZM163 252H164V254L166 256L163 254ZM125 253H126V255H125ZM171 253H172V255H171ZM110 255H111L112 258L110 257ZM117 255H118V257H117ZM151 255H154V256H151ZM93 256H94V258H93ZM157 256H159L160 258H158ZM98 258H100V259H98ZM96 259H97V261H96ZM167 259H169V260H167ZM224 260H225V262H224ZM119 264H121V262Z\"/></svg>","mask_w":264,"mask_h":264},{"label":"snow or ice","instance_id":"3","mask_svg":"<svg viewBox=\"0 0 264 264\" xmlns=\"http://www.w3.org/2000/svg\"><path fill=\"white\" fill-rule=\"evenodd\" d=\"M74 11L70 13V16L76 15L77 12L79 13L78 19L81 21L85 20H92L95 18L96 13L95 12H89L88 6H73ZM211 8L210 4H200V5H192L191 6V12L193 15V20L198 21L202 15ZM170 13L165 12L160 19L161 20H167L169 19ZM28 28L30 29L26 35L31 36L33 39H36L38 37H51V39H45L43 41L42 45H34L33 50L36 52L39 51H47L49 48H55L57 45V36L53 34L52 30L42 28L40 26V23L33 24L32 22L29 23ZM251 27L247 25H239L237 26L235 30V35L238 37H245L248 33L251 32ZM212 42L205 41L201 43L200 47L201 50H204L205 48L210 49ZM19 47H25V45H18ZM213 58V52L207 51L203 57H201L200 63L208 66L209 61ZM188 67L187 62H180L179 59H177V63L175 64L174 71H179L181 75H184L186 68ZM42 75L51 76L54 72L58 71L55 67H45L40 70ZM119 79H123V76L121 75ZM109 80L107 78L101 79L99 82L100 87H105ZM132 81H129L127 84H122L119 88L113 89V92H130L133 88ZM220 91L218 93H212V96L215 97L217 95H223L225 90V85L221 83L219 85ZM253 90H249L245 93V95H252ZM207 99V98H206ZM119 100H117V103ZM203 105H198L197 108H202ZM74 115H78L80 118L74 122L73 125H70V131L73 135V138L81 133L84 128L87 126V119L88 113L86 111H80L78 113H74ZM188 115V110L186 109L184 112V116L186 117ZM168 117H162L161 118V126L164 128L166 133H169L166 138L171 141L170 144L165 145L162 149H144L142 152L138 153L143 158H146L149 163L153 164H167L172 159H180L181 157L178 155L179 153L188 152L191 151L192 148L197 146V141L194 138H190L189 135L183 134L180 131H177V126L173 124L171 127L168 126ZM138 134V133H137ZM54 143H56L58 146L63 144H70L72 142V138L68 137V133L66 132H60L57 136L53 138ZM247 139L245 133H240V138L234 142V151L229 153L230 156H236L247 148ZM99 153L92 154V158L94 159L95 163L100 164L103 163V159H99ZM45 167H44V173L45 176L51 171L52 168H55L57 165L55 162H50L47 160L43 161ZM106 169H101V173L105 172ZM261 179L264 180V172L261 174ZM67 182L65 181L64 187H67ZM5 185L0 184V191L5 190ZM258 191H264V186H262ZM79 194V190L78 193ZM13 207H18V205H13ZM259 214L264 217V207L260 208ZM21 213H14L8 217L9 223H12ZM67 225L65 223H61L58 226L59 231L66 230ZM231 231H236V229H231ZM44 237L41 235L39 237H34V241L39 245L43 241ZM200 239L199 236L192 237L191 242L189 243V251L192 250L193 247H195V241ZM113 247H115V244H113ZM236 259L229 261L228 264H253L252 261L241 258V250L235 249L234 250ZM208 254V249L201 248L195 255L198 258H194L191 260H188L185 262V264H209L207 259H204ZM64 255L61 248L57 246L47 245L40 249L38 253V257L35 261V264H60V258ZM25 264H31V262H25ZM75 264V262H73ZM121 264H138L137 255L135 252H133L129 257L125 258L121 261ZM148 264H156V262L149 261ZM171 264H180L179 260H174L171 262Z\"/></svg>","mask_w":264,"mask_h":264}]
</instances>
